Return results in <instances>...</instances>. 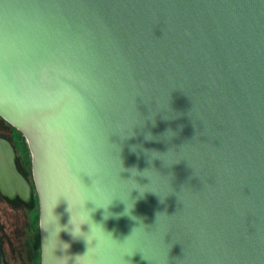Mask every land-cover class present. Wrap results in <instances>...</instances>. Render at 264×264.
Listing matches in <instances>:
<instances>
[{"label": "water", "instance_id": "95a60500", "mask_svg": "<svg viewBox=\"0 0 264 264\" xmlns=\"http://www.w3.org/2000/svg\"><path fill=\"white\" fill-rule=\"evenodd\" d=\"M0 118L39 264H264V0H0Z\"/></svg>", "mask_w": 264, "mask_h": 264}, {"label": "rangeland", "instance_id": "374dc122", "mask_svg": "<svg viewBox=\"0 0 264 264\" xmlns=\"http://www.w3.org/2000/svg\"><path fill=\"white\" fill-rule=\"evenodd\" d=\"M2 136L10 139L15 144L17 158L21 161L20 169L23 174L31 178L30 155L21 136L0 118V137ZM13 208L10 209L0 202V237H5L4 240L6 241V248L4 246L2 250V262L3 264H39L37 201L29 204V214L25 213L22 208L17 209L20 210L19 212L15 210L14 206ZM14 211H16V214ZM28 224L33 231L34 247L31 237L29 243L28 241L27 243L24 242Z\"/></svg>", "mask_w": 264, "mask_h": 264}, {"label": "flooded vegetation", "instance_id": "af4514ba", "mask_svg": "<svg viewBox=\"0 0 264 264\" xmlns=\"http://www.w3.org/2000/svg\"><path fill=\"white\" fill-rule=\"evenodd\" d=\"M15 132H17V131L15 130ZM1 138H4L5 140H7L9 142V144L11 145V147L13 149V152H14V163H15L16 169L25 178V180L28 182V184L30 186V195H29V199L27 201H22L17 196H14L13 198L9 199V198H7V197H5V196H3V195L0 194V202L3 203V204H5L10 209H14L13 208V206H14L16 208L15 210L22 208L23 211H25V213H28V212H30L29 204H31L33 201H35L34 200V197L36 198L35 193H34V189H33V185H32V181H31V178H28L26 174H23V172L20 169L21 168L20 167L21 161L17 158L15 144L13 142H11L10 139L6 138L5 136H2ZM21 138H22V140L24 142L25 148L27 149V146H26V143H25L24 138L22 136H21ZM27 151H28V149H27ZM19 211L20 210H17V212H19ZM14 213L16 214V211H14ZM28 227L26 228V232L27 233L25 235L24 242L27 243V241H28V243H29V238L31 237V239L33 240V247H34V237H32L33 236V234H32L33 231H32V228H31V226L29 224H28ZM4 239H5V237H3V238L0 237V256L1 257L3 256L2 255L3 247L5 246V248H6V241Z\"/></svg>", "mask_w": 264, "mask_h": 264}, {"label": "trees", "instance_id": "16d2710c", "mask_svg": "<svg viewBox=\"0 0 264 264\" xmlns=\"http://www.w3.org/2000/svg\"><path fill=\"white\" fill-rule=\"evenodd\" d=\"M34 200H35V202H36V198L34 197Z\"/></svg>", "mask_w": 264, "mask_h": 264}, {"label": "clouds", "instance_id": "9594fccd", "mask_svg": "<svg viewBox=\"0 0 264 264\" xmlns=\"http://www.w3.org/2000/svg\"><path fill=\"white\" fill-rule=\"evenodd\" d=\"M163 202V201H162Z\"/></svg>", "mask_w": 264, "mask_h": 264}]
</instances>
